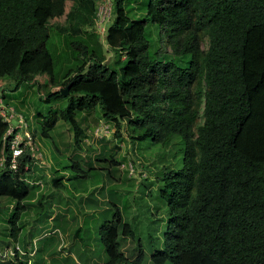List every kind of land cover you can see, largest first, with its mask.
Wrapping results in <instances>:
<instances>
[{"label":"trees","instance_id":"1","mask_svg":"<svg viewBox=\"0 0 264 264\" xmlns=\"http://www.w3.org/2000/svg\"><path fill=\"white\" fill-rule=\"evenodd\" d=\"M84 1L0 0L4 101L8 83L12 91L34 86L49 106L65 102L59 110L37 114L39 131L49 137L63 120L76 144L83 134L77 115L97 107L105 122L125 121L137 142L165 145L179 136L182 164L163 176L168 208L163 247L151 251L149 260L264 264V0H145L138 19L129 15L131 0H114L105 40L121 50L120 75L106 65L96 40L72 34ZM152 25L160 27L155 50L146 38ZM58 30H67L63 46L51 51V32ZM63 64L66 73H60ZM6 130L0 118V158L8 152ZM72 168L90 171L74 162ZM22 173L23 161L17 172L0 174V200L14 203L8 219L12 238L34 188L20 179ZM129 236L132 225L119 212L99 228L104 264L127 263L122 246ZM18 258L16 253L0 264H26ZM142 260L139 255L131 264Z\"/></svg>","mask_w":264,"mask_h":264},{"label":"rangeland","instance_id":"2","mask_svg":"<svg viewBox=\"0 0 264 264\" xmlns=\"http://www.w3.org/2000/svg\"><path fill=\"white\" fill-rule=\"evenodd\" d=\"M99 1L82 3L80 14L73 17L72 34L88 41L96 40L106 65L120 75L123 56L119 57L117 51L121 50L112 49L96 28L94 17ZM143 1L131 0L127 4L128 8H133L129 13L133 19L144 13ZM112 2L114 6L115 1ZM150 29L146 38L155 50L160 45V27L152 25ZM66 33L67 30L51 32L48 42L51 51L62 48V36ZM202 46L207 47L206 39ZM171 56L170 48H167L165 57ZM67 68L68 65L63 64L60 73H66ZM24 85L19 88L15 105L24 109L28 120H32L36 143L49 166L39 168L42 189L37 187L39 192L25 201V212L16 220L13 238L8 219L12 216L14 203L5 198L0 200V250L18 244V260L26 264H104L106 253L99 228L114 220L119 212L133 229V237H127L122 246L127 258V263L122 264H131L139 255L143 256L142 264H153L149 260L151 251L163 247V232L168 220L166 199L161 195L163 176L182 164L180 137H170L165 145L154 139L137 142L130 138L125 121L117 126L110 120L106 121L110 124V133L102 138L95 137L93 129L105 122L98 107L77 115L83 129L80 143L74 142L71 125L63 120L57 122L49 137H43L37 114L54 107L59 110L65 102L49 106L41 101L32 85ZM3 87L5 98L10 100L14 96L13 89L8 83ZM73 162L90 171L74 170ZM57 178L62 179L56 185L53 180ZM13 256L2 259L10 260Z\"/></svg>","mask_w":264,"mask_h":264},{"label":"built area","instance_id":"3","mask_svg":"<svg viewBox=\"0 0 264 264\" xmlns=\"http://www.w3.org/2000/svg\"><path fill=\"white\" fill-rule=\"evenodd\" d=\"M112 7V0H100L96 6L95 24L98 33L104 39L113 17ZM0 118L7 125L4 137L9 140L8 152L4 153L0 158V174L5 171L17 172L19 163L21 164L23 161V173L22 175L20 174V179L29 186L39 187V190H41L43 178L38 176L39 168L48 167L49 164L43 160V153L36 143L32 120L29 121L24 112L17 110L15 106L7 104L3 99L1 90ZM109 131V123L102 122L93 129V134L95 137L102 138L103 135L110 133ZM25 157L27 159H24ZM19 249L18 244H15L14 247L8 246L1 249L0 260H3V257L7 256L8 258L16 253L18 254Z\"/></svg>","mask_w":264,"mask_h":264},{"label":"crops","instance_id":"4","mask_svg":"<svg viewBox=\"0 0 264 264\" xmlns=\"http://www.w3.org/2000/svg\"><path fill=\"white\" fill-rule=\"evenodd\" d=\"M23 86V85H22ZM25 86V85H24ZM27 87V86H26ZM34 87V86H33ZM19 93V89L18 90H16V91H14L12 94L14 95L13 97H10L11 99L10 100H8L7 101V103H9V104H12V105H14V106H16L15 105V100H16V98H17V94ZM12 101H14V102H12ZM16 108L17 109H19V110H23L24 112H25V110L24 109H20V108H18L17 106H16ZM26 113V112H25ZM34 193H37V187H32V190H31V194H30V196H33V194ZM27 200V199H26ZM26 204V203H25Z\"/></svg>","mask_w":264,"mask_h":264},{"label":"water","instance_id":"5","mask_svg":"<svg viewBox=\"0 0 264 264\" xmlns=\"http://www.w3.org/2000/svg\"><path fill=\"white\" fill-rule=\"evenodd\" d=\"M63 95H67L69 93V85L61 91Z\"/></svg>","mask_w":264,"mask_h":264}]
</instances>
